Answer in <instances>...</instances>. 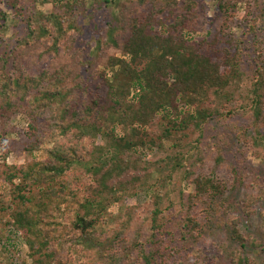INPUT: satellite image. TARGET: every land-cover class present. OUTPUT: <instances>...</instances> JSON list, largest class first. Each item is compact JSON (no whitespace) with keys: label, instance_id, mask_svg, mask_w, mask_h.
Segmentation results:
<instances>
[{"label":"trees","instance_id":"1","mask_svg":"<svg viewBox=\"0 0 264 264\" xmlns=\"http://www.w3.org/2000/svg\"><path fill=\"white\" fill-rule=\"evenodd\" d=\"M20 2L9 0L22 15ZM138 2L143 10L136 7L132 21L122 27V35L110 27L104 40L106 47L121 53L111 58V65L119 67L115 78L124 74L129 84L109 83L106 101L83 86L78 66L85 1H63L46 14L32 11L28 33L19 39L14 57L0 55V115H9L29 98L30 150L40 149L47 139L53 142L45 159L14 165L6 172L21 202L6 225L29 244L32 262L17 263L19 258L10 247L15 237L11 234L3 240L10 261L0 259V264H110L118 260L113 251L133 229L143 206L128 200L140 198L144 190L153 191L147 233L144 236L141 227L137 228L136 257L126 251L123 259L129 264H214L207 257L192 258L194 244L206 238L208 229L192 215V204L184 192L179 211H173L176 204L168 187L181 172L195 185L192 197L207 195L210 218L229 215L226 222L239 249L218 257L217 264H257L243 250L256 248V239L248 243L241 218L228 213L232 198L224 197L226 184L214 174L197 173L196 168L204 154L205 126L213 116L233 114L237 108L249 112L252 128L248 129L254 130L255 141L264 140V45L253 48L258 61L251 88L246 90L244 80L249 76L244 59L254 52L246 38L232 32V26L242 25L236 15L237 1L218 0L211 20L205 15V0ZM259 11L260 20L249 26L254 36L264 33V7ZM7 19L0 6V33L7 27ZM201 19L215 27L203 38L197 37ZM254 43L257 45L256 38ZM62 54L68 61L56 70L44 68L34 73L24 62L29 55L43 59ZM131 90L136 102L123 109L120 100ZM86 93L89 100L83 98ZM238 93L241 103L235 99ZM224 102H233L235 107L228 110ZM159 117L165 125L159 135L150 137L148 128ZM120 124L125 133L118 131ZM189 131L199 135L192 139ZM148 143L163 156L145 161ZM216 160L222 162L223 156L219 154ZM154 170L161 175L155 180ZM35 188L39 198L31 194ZM255 204L248 201L240 210L249 215ZM64 241L72 242L70 254L75 258L60 255Z\"/></svg>","mask_w":264,"mask_h":264},{"label":"rangeland","instance_id":"2","mask_svg":"<svg viewBox=\"0 0 264 264\" xmlns=\"http://www.w3.org/2000/svg\"><path fill=\"white\" fill-rule=\"evenodd\" d=\"M63 1L68 0H21L20 4L24 6V14L19 15L16 13V9L11 6L9 0H0L1 9L6 11L8 16L7 27L3 29V33H0V55H13L14 57L15 47L19 39L28 33V15L32 11L37 14L40 12L44 14L51 13L55 10V6ZM69 1L73 2L74 0ZM76 1H85L87 5L86 14L82 19V31L78 44V49L82 50L81 60L78 64L83 75L82 83L83 86L87 85L89 87L90 93L99 95L103 101H106L108 100L106 93L111 91L109 83L126 86L128 79L124 74H121L119 78H115V73L119 70V67L111 65V58L120 56L121 53L114 47H106L104 40L108 38L110 27L115 28L118 34L122 35V27L127 26L132 21L131 17L135 14L136 7L141 10H143V7L139 5L138 0ZM178 1L183 4L185 0ZM235 1H237V19L242 22V25L232 26V32L246 38L245 42L251 47V52H254L253 48L263 47L264 33L254 36L252 33L250 34L249 26L255 25L260 20L259 7H264V0H252L253 2L251 0ZM217 5L218 0H205V8L207 9L205 15L208 20H211L215 15ZM203 6L201 4L200 8ZM256 10L258 13H255ZM255 18L257 19L256 22L253 21ZM214 29L215 27L212 24L203 22V19H201L199 26L197 25V37L208 36ZM255 38L257 45L254 43ZM66 61H68V58L64 57L63 54L59 57L45 56L43 59H40L38 55H29L26 59L24 58L27 67L34 73H38L44 68L56 70V68L65 65ZM257 61L255 52L244 59L245 71L249 76L244 80L246 90L251 88V80ZM229 91L233 93V90ZM134 93L135 91L131 90L130 95L121 98L123 109L136 102L133 97ZM112 95L113 93H111ZM89 97L87 93L83 95L84 100H89ZM235 99L238 100V103H241L239 93ZM226 105L228 110L235 107L233 102H228ZM19 106L15 107L14 111L5 117L3 114L0 115V259L9 260L10 255L4 250L3 240H7L12 234L15 237L10 240V247L16 257L19 258L17 263H23L24 261L31 263V247L23 236L9 232L6 225L12 214L21 208V202L17 197L13 184L6 179V172L9 167L14 165L27 164L33 159H45L49 149L53 147V142L47 139L41 143L40 149L30 150L31 140L28 138L27 133L31 122V117L28 114L30 108L29 98L20 101ZM220 108L222 107L220 106ZM232 113L213 116L209 120V124L205 126V135L201 142L204 154L196 171L197 173L214 174L226 184L224 197L229 196L232 198V205L228 209V213L232 217L241 218L240 226L248 243L252 239H256V248L252 246L247 248L248 250H243L246 253H251L257 264H264V140L255 141L254 130L248 129L252 128V115L249 112L237 108ZM164 125L165 120L159 117L157 123L148 128L150 137L159 135ZM122 126L123 124H120L118 131L125 133L126 130L122 129ZM187 133H190L192 139L199 135L198 132L191 133L189 131ZM102 143L105 144L106 139ZM153 146L148 143L144 147L143 159L145 161H155L163 156L164 153L157 147L153 148ZM219 154L223 156L220 163L216 160ZM202 165L203 168H201ZM78 171L84 176V171L81 168ZM152 175L153 180L161 176L157 170H154ZM185 175H187L185 172H181L176 178L177 182L168 187L169 190L171 189L170 199L176 204L173 211L175 213L179 211L181 193L184 192L186 199H189L188 201L192 204L190 205L193 208L192 215L199 219L201 224H205L206 229H208L206 238H202L201 241L194 244V248H192L194 256L192 258L195 261L197 257L201 258L203 256L204 258H210L214 264H217L218 257H223V255L227 257L231 251L239 249V244L231 239L230 226L226 222L229 215L226 214L221 218L216 214L217 216L210 218V201L207 195L192 197L195 193V185L191 182V178L188 179ZM15 183H20V180L15 179ZM31 194L39 198L37 188L33 189ZM152 195V190H144L140 198L128 200L129 204H135L137 201L143 206L136 214L133 229L124 236L125 238L123 237V242H120L121 244L116 246L113 251L119 255V259H112L113 261L110 264H129L128 261L123 259L126 251L131 257H136L134 247L140 232L137 228L141 227L143 235H146L147 232L144 231L149 226L148 210L149 204L153 200ZM248 201H256V204L253 207L254 212L245 215L240 210V205L246 204ZM236 202L240 205L235 204ZM167 204H169V200H166ZM233 204L238 206L235 207ZM219 224L222 225L219 226ZM71 243V241H64L62 248L59 249L60 255L69 260L71 257L75 258L74 254H70V251H72Z\"/></svg>","mask_w":264,"mask_h":264}]
</instances>
